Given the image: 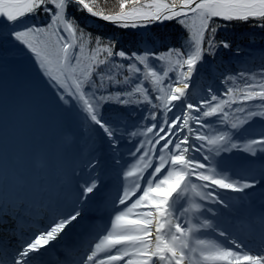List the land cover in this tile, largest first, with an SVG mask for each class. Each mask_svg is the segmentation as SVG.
Here are the masks:
<instances>
[{
    "label": "snow or ice",
    "instance_id": "1",
    "mask_svg": "<svg viewBox=\"0 0 264 264\" xmlns=\"http://www.w3.org/2000/svg\"><path fill=\"white\" fill-rule=\"evenodd\" d=\"M241 25L264 41V0H0V264H264Z\"/></svg>",
    "mask_w": 264,
    "mask_h": 264
},
{
    "label": "trees",
    "instance_id": "2",
    "mask_svg": "<svg viewBox=\"0 0 264 264\" xmlns=\"http://www.w3.org/2000/svg\"><path fill=\"white\" fill-rule=\"evenodd\" d=\"M109 3L113 4V3H115V0H109ZM74 14L77 16L78 19H80L81 23L85 22L86 20H89L88 17L84 13H74ZM97 28L99 29L98 31H94L93 29H90V28H88V31L94 35H96V33H99V31H101V29L105 30L106 32H109L110 35H112L113 33L123 34V30L116 29L115 27L112 29V28H108L106 25L101 24V26L97 25ZM153 30H154L155 35L159 36L162 41L169 35H172L173 37L175 36V34L172 32L170 27L166 28L163 25H161L158 28L154 26ZM253 32H254L253 29L247 27L246 25H241V26H237L233 29H230L229 30V36L231 39L235 40L237 43H239L245 47H254V48L264 47V41H261L259 39V32L258 31H255V35L257 37L256 43L255 44L251 43L250 34H252ZM149 37H150V40L153 41L151 36H149ZM137 39L138 38L134 35H133V37L125 35L123 37L124 47L126 44L125 42H127V40L132 41V42H136ZM173 43H176L175 39H173Z\"/></svg>",
    "mask_w": 264,
    "mask_h": 264
},
{
    "label": "rangeland",
    "instance_id": "3",
    "mask_svg": "<svg viewBox=\"0 0 264 264\" xmlns=\"http://www.w3.org/2000/svg\"><path fill=\"white\" fill-rule=\"evenodd\" d=\"M89 19V18H88ZM90 20V19H89ZM91 21V20H90ZM84 22H82L81 24H83ZM97 25H100L101 26V24H96V26H92V27H89L90 29H93L94 31H98L99 29L97 28ZM108 28H114V26H107ZM154 27V26H153ZM130 31V30H129ZM96 35H101V36H109L110 34H109V32H106L105 30H103V29H101V31H99V33H96ZM132 37H133V35H132ZM132 41H129V40H127V42H125L126 44H125V49L126 50H129L130 48L131 49H133V48H136V45H137V41L136 42H132ZM155 42H151V45L152 44H154ZM150 44V43H149Z\"/></svg>",
    "mask_w": 264,
    "mask_h": 264
},
{
    "label": "water",
    "instance_id": "4",
    "mask_svg": "<svg viewBox=\"0 0 264 264\" xmlns=\"http://www.w3.org/2000/svg\"><path fill=\"white\" fill-rule=\"evenodd\" d=\"M91 19L95 20V22H101V23H105V24L111 25L110 23L102 21V20H99L98 18H91Z\"/></svg>",
    "mask_w": 264,
    "mask_h": 264
}]
</instances>
